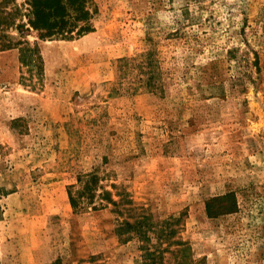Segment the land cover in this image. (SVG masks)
I'll list each match as a JSON object with an SVG mask.
<instances>
[{
	"label": "rangeland",
	"instance_id": "1",
	"mask_svg": "<svg viewBox=\"0 0 264 264\" xmlns=\"http://www.w3.org/2000/svg\"><path fill=\"white\" fill-rule=\"evenodd\" d=\"M43 4L73 36L0 0V264H264V0Z\"/></svg>",
	"mask_w": 264,
	"mask_h": 264
},
{
	"label": "trees",
	"instance_id": "2",
	"mask_svg": "<svg viewBox=\"0 0 264 264\" xmlns=\"http://www.w3.org/2000/svg\"><path fill=\"white\" fill-rule=\"evenodd\" d=\"M27 15L29 16L30 25L39 31L41 37L49 36H73L72 27L68 26L70 14L63 11L61 5L42 8L43 0H27ZM58 11L56 12V9ZM92 29L91 23L86 21L77 29V34L81 35ZM68 195L71 205L74 208L81 206H91L98 209L107 205V203L116 204L112 193L105 189L101 184L100 175L96 170L80 173L77 182L68 186ZM138 222L125 221L122 226L130 229ZM130 231V230H129ZM146 255V253H145ZM146 258V256H143ZM145 264H150L145 261Z\"/></svg>",
	"mask_w": 264,
	"mask_h": 264
},
{
	"label": "bare ground",
	"instance_id": "3",
	"mask_svg": "<svg viewBox=\"0 0 264 264\" xmlns=\"http://www.w3.org/2000/svg\"><path fill=\"white\" fill-rule=\"evenodd\" d=\"M62 199H63V197H62Z\"/></svg>",
	"mask_w": 264,
	"mask_h": 264
}]
</instances>
